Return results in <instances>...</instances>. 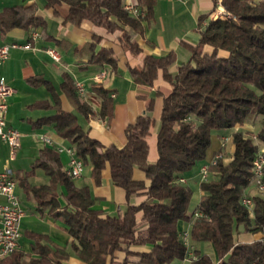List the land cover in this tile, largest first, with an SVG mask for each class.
Returning <instances> with one entry per match:
<instances>
[{
	"label": "trees",
	"instance_id": "obj_1",
	"mask_svg": "<svg viewBox=\"0 0 264 264\" xmlns=\"http://www.w3.org/2000/svg\"><path fill=\"white\" fill-rule=\"evenodd\" d=\"M60 1L68 4L65 21L79 25L83 19H89L109 31L122 29L123 40L133 54L141 50L135 36L143 32L144 21L153 18L156 2L139 0L137 14L130 13L122 0H47V5ZM213 1L216 5L217 0ZM220 4L225 10L221 16L206 14L199 18V40L188 45L189 58L174 73L168 70L174 60L172 53L160 57L146 55L143 66L129 67L135 82L149 85L161 68L171 85V91L163 96L155 162L147 161L146 136L151 124L148 114L137 115L125 126L126 142L121 147L105 145L90 136L74 112L59 106L52 115L34 122L36 126L53 122L83 163L91 165L96 183L101 180L102 169L108 166L112 183L125 192V209L115 215H102L100 209L93 207L95 197L89 186L74 183L62 168L58 152L51 147L40 149L39 156L20 179L26 192L37 201L40 212L67 224L71 248L86 264H112L116 250H128L132 245L150 246L148 251L140 252L139 264L183 260L189 247L178 228L180 220L190 221V238L212 243L218 257L215 262L208 253L194 248L195 256L186 264H264V198L252 197V215L241 202L250 184L252 158L258 149L250 131L232 132L234 148L229 161L217 158L208 164L212 175L200 181L202 194L193 211H189L192 188L180 180L203 161L213 131L221 134L252 115L264 116V1L220 0ZM43 23L34 4L13 5L0 13L1 31L20 25L27 29L29 38L32 29ZM99 41L100 37L94 35L75 52L87 55L89 62L109 63L115 69L112 48L100 46L95 50ZM60 86L79 113L85 117L92 113L67 72L62 74ZM93 89L101 97L99 115L110 119V91L101 84ZM255 136L264 142V117ZM134 167L144 172L148 184L133 177ZM36 168L48 175L47 183L27 181ZM59 184L66 189L63 206L58 200ZM139 193L146 198L138 204L130 203V196ZM195 210L201 215H195ZM241 225L242 231L261 232L262 236L249 242L235 241L234 235ZM29 235L34 239L37 256L14 250L0 264H59L61 258L69 255L64 246L41 242V233ZM126 261L125 257L122 262Z\"/></svg>",
	"mask_w": 264,
	"mask_h": 264
},
{
	"label": "crops",
	"instance_id": "obj_2",
	"mask_svg": "<svg viewBox=\"0 0 264 264\" xmlns=\"http://www.w3.org/2000/svg\"><path fill=\"white\" fill-rule=\"evenodd\" d=\"M122 1L124 5L127 3L138 5L139 2V0ZM219 2L217 0L215 5L213 0H156L153 18L144 21L143 32L135 36L141 50L138 54H133L123 40L122 29L109 31L89 19H83L79 25L65 21L68 12V4L65 1L47 5V0H0V13L13 5L34 4L36 14L44 20L43 24L32 29L38 34L35 39L29 38L27 29L20 25H14L5 31L0 30V43L29 41L31 44L28 48L10 49L5 61L0 63V77H3L13 88L8 97L6 122L21 132L20 147L12 160L8 157V145L0 141V171L6 167L11 168L17 180L16 193L26 211L20 222L21 236L16 250L37 256V252L33 250L34 239L29 235L31 232H37L44 235L41 242L51 246H64L69 252L67 257L59 260V264H86L71 248L72 238L67 224L60 218L40 212L35 198L32 194H28L21 184L20 179L31 168L41 148L55 149L65 171L69 159L65 148L71 146V143L57 132L53 122L38 126L34 122L41 117L52 115L59 106L63 110L74 112L79 124L88 129L90 136L97 138L105 145L114 144L121 147L126 142L125 126L137 115L148 114L151 117V124L146 136L147 161L155 162L158 156L157 132L160 127L163 96L171 91V85L163 77L161 68L157 69L152 84L149 85L135 82L129 67L143 66V58L146 55L160 57L172 53L174 60L168 70L174 73L177 66L189 58L188 45L195 44L199 40V18L206 14L213 16L215 9L221 10ZM94 35L100 37V41L95 44V50L100 46L112 48V56L116 61L115 69L109 63L99 65L89 62L87 55H78L75 52ZM48 48L57 50L60 59L53 60L46 51ZM64 72H67L74 82L79 81L84 85L85 94L80 96L91 106L92 113L88 117L75 109L73 102L62 90L60 83ZM101 72L103 75L98 77ZM98 84L108 89L113 98V114L108 120L99 115L101 97L93 89V86ZM221 137L222 133H217L218 142L214 145L215 148L220 147ZM233 148L232 144V151ZM214 152L212 135L205 157L213 158ZM202 164L206 163L201 161L193 173L184 177L187 184L200 173ZM132 175L135 179L144 180L145 184L149 183V179L138 167L133 168ZM27 181L30 184L47 183L48 175L42 168H36L34 173L27 177ZM73 181L78 186L83 184L89 186L91 195L95 197L93 207L100 209L102 215H115L119 210L125 209L127 203L125 192L112 183L108 166L102 169L99 183H96L91 176L90 164H84L81 175L73 178ZM57 190L58 200L63 206L66 189L64 185L59 184ZM201 194L202 191L198 188L195 195H191L189 211L195 209ZM145 198L146 195L143 193L133 194L129 202L138 204ZM0 200L2 201L3 198L0 197ZM137 216L140 220L141 213ZM177 225L181 231L189 233L190 221L180 220ZM245 238L246 233H239L238 237L234 235L235 241ZM189 239L188 256L183 260H175L171 264H186L191 255H194V248L208 253L215 262L218 260L212 243L195 241L190 237ZM204 246H207L210 252L206 251ZM149 249L148 245H132L128 250H116L112 264H139L140 252ZM125 257L127 261L123 263Z\"/></svg>",
	"mask_w": 264,
	"mask_h": 264
},
{
	"label": "built area",
	"instance_id": "obj_3",
	"mask_svg": "<svg viewBox=\"0 0 264 264\" xmlns=\"http://www.w3.org/2000/svg\"><path fill=\"white\" fill-rule=\"evenodd\" d=\"M126 9L132 14H137L139 9L137 5L127 3L124 5ZM213 14V13H212ZM38 36L36 31H32L31 38L35 39ZM31 44L29 41L25 43H18L16 41H11L8 43H0V63L4 62L7 58L10 49L15 47L28 48ZM48 54L53 58V60H59L60 55L57 50L53 48L46 49ZM103 73L101 72L98 77H101ZM76 89L80 95L85 94L84 85L76 81ZM13 88L11 85L3 78L0 77V141L5 142L8 145L9 159L12 160L17 154V150L20 147L21 132L11 126L6 122V112L8 109V97L11 95ZM61 150V148H60ZM69 154V159L67 162L66 172L72 177H79L83 170V161L75 153L72 146L65 148ZM212 158L209 163H214L216 157ZM202 164L200 166V175L202 180H206L209 176L208 164ZM252 183L260 190L264 191V154L261 151H257L252 158ZM184 181L183 178L180 179ZM17 180L13 175L10 167L4 168L0 171V262L10 255L19 246V238L21 236L20 222L25 215V208L21 203V200L16 193ZM242 204L251 212L253 207L252 197L244 194L241 197ZM195 215H201V212L195 210ZM189 233L187 231H182L181 236L187 244V237ZM195 255H191L194 257Z\"/></svg>",
	"mask_w": 264,
	"mask_h": 264
},
{
	"label": "rangeland",
	"instance_id": "obj_4",
	"mask_svg": "<svg viewBox=\"0 0 264 264\" xmlns=\"http://www.w3.org/2000/svg\"><path fill=\"white\" fill-rule=\"evenodd\" d=\"M220 1V0H219ZM257 1H264V0H257ZM220 3V2H219ZM221 5V4H220ZM222 9H215L213 11V17H217V16H221L223 13H224V8L223 6L221 5ZM262 115H252L248 118H246L244 120V122L242 124H236L233 128L231 129H228V130H225L224 132H222V137H221V145L220 147L217 149L214 147V145L217 144L218 142V138H217V133L215 131L212 132L211 134V137L213 135V157H215V155H218L216 157L217 158H222V160L224 162H227L230 160L231 158V155H232V150H231V147H232V132L235 131V130H243V131H250L249 134H251L250 136L253 138L254 142L257 143L258 145V149L257 151H261L262 154H264V142H261L260 140L257 139V137L255 136L257 131L259 130L260 128V121L262 119ZM211 144V143H210ZM209 148V147H208ZM212 158V156H208V157H205L203 159V163H209ZM252 171V170H251ZM212 174L211 172H209V176L210 177ZM214 176V174H213ZM252 178V176H251ZM250 178V184L248 185V187L245 189V192L244 194H247L249 195L250 197H255V196H258V197H262L264 198V191L258 189L253 183H252V180ZM200 181H202V178H201V175L200 173H198L197 176H195L193 179L189 180V185L191 186L192 188V194L195 195V193L198 191V188H199V183ZM243 194V195H244ZM242 195V196H243ZM252 202H253V205H254V201H253V198H252ZM193 208V207H192ZM192 210V209H191ZM250 215L253 214V207H252V210L251 212H249ZM240 231L238 233H236V237H238V234L239 233H246V238L244 240H241V241H245V242H249V241H252V240H255V239H259L262 234L261 232H249V231H242L243 227L242 225L240 226ZM189 235L187 237V245L188 247H190L189 243H190V239H189ZM189 242V243H188ZM186 243V242H185ZM206 249V251L210 252L208 249H207V246H204Z\"/></svg>",
	"mask_w": 264,
	"mask_h": 264
}]
</instances>
